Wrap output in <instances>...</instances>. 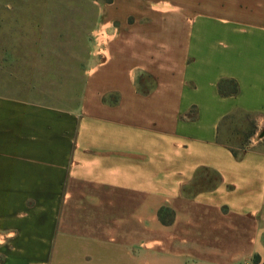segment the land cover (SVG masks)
Listing matches in <instances>:
<instances>
[{
    "label": "crops",
    "instance_id": "crops-1",
    "mask_svg": "<svg viewBox=\"0 0 264 264\" xmlns=\"http://www.w3.org/2000/svg\"><path fill=\"white\" fill-rule=\"evenodd\" d=\"M199 1L181 38L172 17L150 48L95 45L72 109L0 96V196L24 207L0 264H264V149L218 142L236 111L264 127V0Z\"/></svg>",
    "mask_w": 264,
    "mask_h": 264
},
{
    "label": "rangeland",
    "instance_id": "rangeland-1",
    "mask_svg": "<svg viewBox=\"0 0 264 264\" xmlns=\"http://www.w3.org/2000/svg\"><path fill=\"white\" fill-rule=\"evenodd\" d=\"M198 3L199 0H0V96L72 109L85 86L95 45L123 42L130 48L135 43L150 48L166 42L172 17L174 36L181 38L183 15ZM144 85L151 86L152 78L147 76ZM255 118L249 113H236L223 123L220 140L238 151L242 145L246 149H264V127L257 130ZM3 132L0 129V135ZM252 138L258 139L254 145ZM8 197L0 196L9 201L7 207L0 205V224H19L24 207L17 208L20 200L15 206ZM160 214L166 222L174 217L169 210ZM150 231V227L144 228V235ZM149 246L144 244V253ZM245 261L256 264L259 258H244L234 264ZM148 262L150 259L144 256V264Z\"/></svg>",
    "mask_w": 264,
    "mask_h": 264
},
{
    "label": "trees",
    "instance_id": "trees-1",
    "mask_svg": "<svg viewBox=\"0 0 264 264\" xmlns=\"http://www.w3.org/2000/svg\"><path fill=\"white\" fill-rule=\"evenodd\" d=\"M109 2H112V0H108ZM218 89H219V92L222 96H231V95H236L238 94L239 92V86H238V83L235 79H232V78H225V79H221L218 83ZM240 111H236V112H233L231 114H228L226 115L221 123H220V127H219V131H218V142L224 144L225 146H227L235 156H238L240 155L241 153H243L246 148L244 147L245 145H242L239 147V151L234 148L233 146L225 143V142H222L220 140V130H221V127L223 125V123H225L227 120L229 119H233V116L238 113ZM252 126H254V124L252 123L251 124Z\"/></svg>",
    "mask_w": 264,
    "mask_h": 264
},
{
    "label": "built area",
    "instance_id": "built-area-1",
    "mask_svg": "<svg viewBox=\"0 0 264 264\" xmlns=\"http://www.w3.org/2000/svg\"><path fill=\"white\" fill-rule=\"evenodd\" d=\"M245 264H250L249 262H246Z\"/></svg>",
    "mask_w": 264,
    "mask_h": 264
}]
</instances>
